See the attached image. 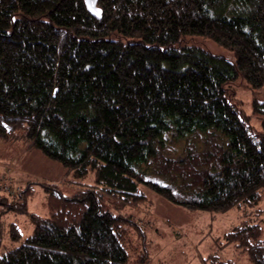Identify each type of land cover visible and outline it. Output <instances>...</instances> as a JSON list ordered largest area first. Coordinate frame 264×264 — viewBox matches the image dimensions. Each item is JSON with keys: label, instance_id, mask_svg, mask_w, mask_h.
<instances>
[{"label": "trees", "instance_id": "obj_1", "mask_svg": "<svg viewBox=\"0 0 264 264\" xmlns=\"http://www.w3.org/2000/svg\"><path fill=\"white\" fill-rule=\"evenodd\" d=\"M97 7L101 17L85 0H0V142L27 143L67 172L60 185L30 180L4 209L27 214L44 192L28 235L9 224L20 246L4 247L0 264H149L128 209L150 195L193 212L264 213V133L236 91H264V0ZM262 223L225 235L246 264H264Z\"/></svg>", "mask_w": 264, "mask_h": 264}, {"label": "rangeland", "instance_id": "obj_2", "mask_svg": "<svg viewBox=\"0 0 264 264\" xmlns=\"http://www.w3.org/2000/svg\"><path fill=\"white\" fill-rule=\"evenodd\" d=\"M200 44L216 55L228 54L208 39L201 40ZM236 91L242 109L252 116L251 125L255 130L264 133V105L261 111L257 112L253 107L255 97L264 101V91L256 90L255 95L245 82H240ZM2 144L0 142V145ZM29 147L27 143H19L12 147L4 144L0 147V192L2 193L0 196L3 198H5L3 194L9 196L7 200L0 202V253L3 252L4 247L20 246L11 242L8 234L9 224L15 223L21 226L24 230L22 233L26 236L32 230L27 215L46 213L45 195L41 187L35 188V195L28 201L27 214L4 213L8 204L16 202L18 191L25 189L30 180L60 185L62 179L67 177V172L61 164L47 159L41 152ZM32 181L33 185H37ZM5 190L8 193H5ZM150 199L151 205L128 209V214L134 217L146 234L149 264H222L229 260L246 264L247 257L241 249L234 244L225 246V235L244 223L255 224L264 221V213L255 217L258 213L257 208L249 210L248 213L244 208H234L226 213L193 212L175 206L156 195H150ZM259 209L264 210V203L260 204ZM262 225L264 226L263 223ZM213 256L216 258H212Z\"/></svg>", "mask_w": 264, "mask_h": 264}, {"label": "water", "instance_id": "obj_3", "mask_svg": "<svg viewBox=\"0 0 264 264\" xmlns=\"http://www.w3.org/2000/svg\"><path fill=\"white\" fill-rule=\"evenodd\" d=\"M88 11L98 17H101V9L97 7L98 0H85Z\"/></svg>", "mask_w": 264, "mask_h": 264}]
</instances>
